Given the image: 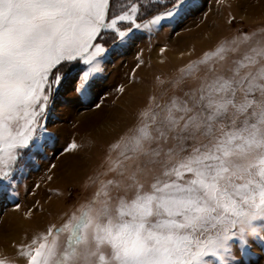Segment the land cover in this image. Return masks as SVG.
I'll return each instance as SVG.
<instances>
[{"label": "snow or ice", "instance_id": "6c2138e0", "mask_svg": "<svg viewBox=\"0 0 264 264\" xmlns=\"http://www.w3.org/2000/svg\"><path fill=\"white\" fill-rule=\"evenodd\" d=\"M188 3L175 0L172 10L138 23L135 3L110 16V0H0V196L11 194L29 154L46 147L37 130L46 131L41 121L77 64L83 67L71 80L76 99L85 104L94 93L109 55L104 33L113 31L123 41L136 29H151L178 15ZM119 22L131 27L121 30ZM255 35H246L243 42ZM256 44L255 56H246L240 67H254L255 57H264V43ZM193 71V65L186 69ZM200 91L198 103L207 115L195 113L185 120L174 137L178 150L168 149L165 158L155 159L162 150L145 147L154 139L146 126L125 142L126 152L160 164L151 190L137 184L134 198H120L115 212L107 193L98 192L79 215L20 245L27 264H91L97 256L102 264H209V257L221 264H250L246 232L264 223V65L239 80L218 77ZM167 122L170 131L179 124L171 110ZM200 137L207 142H199ZM190 139L198 142L189 151ZM78 147L73 142L66 150ZM65 232L61 250L58 240ZM103 246L111 249L107 258Z\"/></svg>", "mask_w": 264, "mask_h": 264}, {"label": "rangeland", "instance_id": "374dc122", "mask_svg": "<svg viewBox=\"0 0 264 264\" xmlns=\"http://www.w3.org/2000/svg\"><path fill=\"white\" fill-rule=\"evenodd\" d=\"M174 2L110 0V16L128 11L135 3L139 8L137 22L144 23L172 10ZM118 27L126 30L131 24L119 22ZM252 33H256L253 40L243 42ZM202 40L211 42L195 45ZM257 41L264 43V0H190L178 15L164 19L151 29H136L123 41L115 32H105L103 42L109 55L102 62L103 72L99 74L94 93L85 104L76 99L71 80L83 67L77 64L54 94L41 121L46 131L37 130L46 147L29 154L21 165L23 170L16 174L9 190L11 194L0 196V260L6 264H27V258L19 255L20 245L31 244L34 237L45 233L50 226L61 227L73 214L79 215L98 192L107 193L115 212L120 198H134L137 184L143 185V191H150L153 177L161 174L160 164L149 163L153 157L126 152L125 142L146 126L154 139L145 147L162 150L161 156L155 159L165 158L163 153L168 149L178 150L179 141L174 137L185 120L195 113L207 115L203 103H198L202 88L218 77L239 80L264 65V57H255L258 63L254 67H240L241 62L247 63L246 56H255L252 48L258 46ZM222 48L225 51H220ZM169 56L181 60L173 63ZM189 65L194 66L191 74L186 72ZM142 88L148 92L137 103ZM241 97L242 93L238 92L237 99ZM97 104L100 106L96 107ZM185 106L191 111H182ZM169 110L179 121L171 131L167 122ZM157 129L165 133L166 139ZM69 132L74 139L68 142ZM104 134H112V138ZM73 142L79 147L66 150ZM197 142L190 139L185 146L190 151ZM199 142L207 140L200 137ZM56 167L60 168L63 181L53 187L52 170L55 172ZM73 168H79L82 173L75 174ZM98 199L103 202L106 196L101 194ZM50 202L54 204L46 209ZM95 207L100 209L102 203ZM33 213L44 214L41 231L34 230L39 220H32ZM11 219L17 223L24 220L27 224V228L17 231L18 237L12 234ZM50 219L53 221L49 222ZM256 235L264 237V223L256 222L254 229L246 232L250 264H264V240L254 239ZM67 239V232L60 235L61 250ZM110 252L109 246L102 247L106 258ZM206 259L209 264H221L218 258ZM91 264L102 262L97 256L91 258Z\"/></svg>", "mask_w": 264, "mask_h": 264}, {"label": "bare ground", "instance_id": "6f19581e", "mask_svg": "<svg viewBox=\"0 0 264 264\" xmlns=\"http://www.w3.org/2000/svg\"><path fill=\"white\" fill-rule=\"evenodd\" d=\"M250 8V7H249ZM258 9V8H257ZM258 11V10H257ZM209 42H211L210 40H202L201 42H198V43H196L195 45H197V46H203V45H205L206 43H209ZM183 57H185V56H183ZM169 58L171 59V60H173L174 62L173 63H175V62H179L180 60H181V58H179V57H176V56H169ZM148 91H147V88H142L141 90H140V92H139V99L136 101L137 103L138 102H142L143 101V98H144V95L147 93ZM127 122H128V120H127ZM126 122V123H127ZM100 126V125H99ZM120 126V125H119ZM62 128H61V131H62V133L64 132V129H63V126H61ZM98 127V126H97ZM117 127V126H116ZM85 129V128H84ZM81 131V130H80ZM70 133L71 132H69V135L67 136V140H68V142L69 141H71V140H73L74 138H73V136H71L70 135ZM105 135V137L107 136V135H109V137L110 138H112V134H104ZM77 143H78V141H77ZM73 166H75V165H73ZM55 170V169H54ZM52 172H53V174H54V178L52 177V179H51V185L53 186V187H55V185H59L60 184V182H62L63 181V178H62V174H60V172H61V170H60V168H58V167H56V170H55V172L52 170ZM73 172L75 173V174H81L82 173V171L79 169V168H73ZM57 176H59V180L58 179H56L57 178ZM61 203V202H60ZM54 204V202H50L47 206H45L46 207V209H48L49 208V206H52ZM56 206V205H55ZM32 215V214H31ZM33 221L34 222H36L37 220H39V222H37V224L35 225V227H34V230H36V231H41L43 228V226H44V224H42V220H44L45 219V217H44V214H35V213H33ZM15 217V216H14ZM5 220V219H4ZM10 221V223L11 224H13L12 225V231H14L12 234H13V236H16V237H18V235H17V231H20L23 227L24 228H27V224L24 222V220L22 221H19L18 223L16 222V220L14 219V220H9ZM8 221V222H9ZM53 220L52 219H50L49 220V222H52ZM6 222V221H5ZM34 224V223H33ZM33 230V231H34ZM1 232V231H0ZM3 235V234H2ZM1 237V236H0ZM5 238V237H4ZM6 249H8L9 251L11 250V248L10 247H8L7 246V248Z\"/></svg>", "mask_w": 264, "mask_h": 264}]
</instances>
